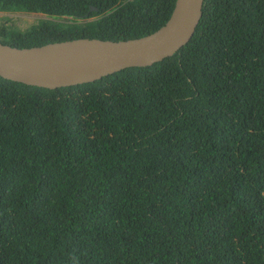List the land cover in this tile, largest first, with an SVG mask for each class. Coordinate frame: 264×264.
<instances>
[{
    "label": "trees",
    "instance_id": "16d2710c",
    "mask_svg": "<svg viewBox=\"0 0 264 264\" xmlns=\"http://www.w3.org/2000/svg\"><path fill=\"white\" fill-rule=\"evenodd\" d=\"M175 2L0 0L69 17L0 41L137 38ZM0 264H264V0H205L150 66L55 89L0 75Z\"/></svg>",
    "mask_w": 264,
    "mask_h": 264
},
{
    "label": "water",
    "instance_id": "95a60500",
    "mask_svg": "<svg viewBox=\"0 0 264 264\" xmlns=\"http://www.w3.org/2000/svg\"><path fill=\"white\" fill-rule=\"evenodd\" d=\"M205 0H176L167 22L137 38L80 37L19 47L0 41V75L55 89L98 80L129 67L150 66L186 45L203 15Z\"/></svg>",
    "mask_w": 264,
    "mask_h": 264
},
{
    "label": "rangeland",
    "instance_id": "374dc122",
    "mask_svg": "<svg viewBox=\"0 0 264 264\" xmlns=\"http://www.w3.org/2000/svg\"><path fill=\"white\" fill-rule=\"evenodd\" d=\"M8 19V20H7ZM41 19H54L47 14L29 12H2L0 11V24L14 23L17 28L27 29L28 26L37 23ZM63 20V19H60Z\"/></svg>",
    "mask_w": 264,
    "mask_h": 264
},
{
    "label": "clouds",
    "instance_id": "9594fccd",
    "mask_svg": "<svg viewBox=\"0 0 264 264\" xmlns=\"http://www.w3.org/2000/svg\"><path fill=\"white\" fill-rule=\"evenodd\" d=\"M2 12H7V13H8V12H11V11H2ZM29 13H32V12H29ZM33 13H35V12H33ZM42 14H44V13H42ZM47 15H48V14H47ZM48 16H50V15H48ZM50 17H53V16H50ZM61 18H69V17H67V16H62ZM61 18H55V17H54V19L57 20V21L60 20ZM140 144H142V143H140ZM142 145H144V144H142Z\"/></svg>",
    "mask_w": 264,
    "mask_h": 264
}]
</instances>
